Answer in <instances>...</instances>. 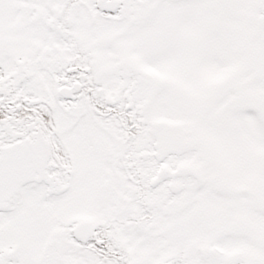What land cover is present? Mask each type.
Here are the masks:
<instances>
[{"label": "snow or ice", "instance_id": "1", "mask_svg": "<svg viewBox=\"0 0 264 264\" xmlns=\"http://www.w3.org/2000/svg\"><path fill=\"white\" fill-rule=\"evenodd\" d=\"M0 264H264V0H0Z\"/></svg>", "mask_w": 264, "mask_h": 264}]
</instances>
